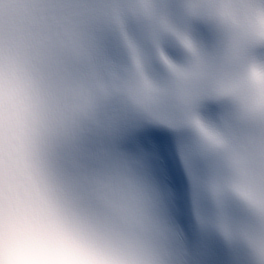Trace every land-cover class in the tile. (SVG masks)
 I'll return each mask as SVG.
<instances>
[{
  "label": "snow or ice",
  "instance_id": "6c2138e0",
  "mask_svg": "<svg viewBox=\"0 0 264 264\" xmlns=\"http://www.w3.org/2000/svg\"><path fill=\"white\" fill-rule=\"evenodd\" d=\"M55 35L61 52L53 65V114L59 124L67 127L77 121L90 107L95 85L78 68L87 52L86 29L96 20L95 7L85 0H38ZM11 0H0V11L11 9ZM230 32L244 41L264 44V0H215L207 5ZM120 23V14L112 17ZM185 80L195 71L174 69ZM220 89L236 97L249 113L264 120V67H251L242 75H228L220 81ZM234 175L232 187L243 199L264 213V144L258 150H231ZM116 216L114 229L91 241L69 249L78 264H167L157 247L148 221L147 208L130 180L115 186L107 185ZM264 264V237L252 241ZM0 259L12 256L0 253Z\"/></svg>",
  "mask_w": 264,
  "mask_h": 264
},
{
  "label": "clouds",
  "instance_id": "9594fccd",
  "mask_svg": "<svg viewBox=\"0 0 264 264\" xmlns=\"http://www.w3.org/2000/svg\"><path fill=\"white\" fill-rule=\"evenodd\" d=\"M57 36H41L24 44L3 41L4 144L0 155V200L3 224L0 229L5 257L38 249H65L74 243L58 203L40 147L43 125L35 106L17 87L16 61L25 49H56ZM11 109V111H10ZM7 264V259H5Z\"/></svg>",
  "mask_w": 264,
  "mask_h": 264
}]
</instances>
